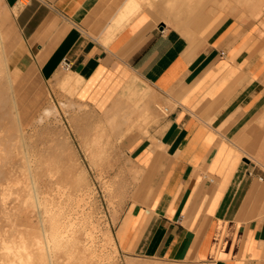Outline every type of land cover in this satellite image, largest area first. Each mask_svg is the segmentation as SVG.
<instances>
[{
	"label": "crops",
	"instance_id": "0c3cea01",
	"mask_svg": "<svg viewBox=\"0 0 264 264\" xmlns=\"http://www.w3.org/2000/svg\"><path fill=\"white\" fill-rule=\"evenodd\" d=\"M161 4L0 0L16 99L35 114L67 83L92 135L124 140L140 171L115 229L124 256L264 264V33L212 5L170 25Z\"/></svg>",
	"mask_w": 264,
	"mask_h": 264
},
{
	"label": "rangeland",
	"instance_id": "374dc122",
	"mask_svg": "<svg viewBox=\"0 0 264 264\" xmlns=\"http://www.w3.org/2000/svg\"><path fill=\"white\" fill-rule=\"evenodd\" d=\"M164 2L162 0L161 4L163 14L166 17L164 21L172 25L173 22L170 19L176 22L178 19L174 17L177 15L175 13L169 14ZM180 3L185 5L184 1ZM191 4L193 6L190 9L188 8L187 12L183 5H181V9L179 7L178 11H182L179 12L181 16H188L189 13L193 12L198 14L203 12L209 4H213L210 8L211 13L223 12L225 10L233 18L240 17L245 23L260 26V32L264 33V0H200L198 2L194 1ZM218 4L221 6H218ZM0 82L7 99L3 105V109H0V123L2 121L5 123L3 126V123L1 124L4 129L0 126V137L5 138L4 140L8 144V148L13 151L10 155L9 163L5 167L7 171L4 172V175L8 174L9 170L19 179L29 176L30 180L39 182V188L33 189L36 196L56 198V203L62 202L63 204H65L70 196H73L78 201L75 200L76 202L74 201L73 204H76V206L78 204L80 212L84 214L93 212V226H95L93 230L97 228V232L94 231L95 246L98 250L97 264H128L131 259L146 264H177L160 259L127 257L118 249L115 239V229L132 198L140 175L137 167L128 157L126 147L123 145L124 140L120 142L115 140L113 143L110 138L104 137L100 141L101 145H86V141L88 143L93 137L96 138L95 136L98 135V131H95L94 136H90L92 135V128L99 121L97 122V119H94L85 109L81 112L78 105L72 106L69 103V100H71L69 98L70 93L62 86V89L54 90V93H52V96L42 108L35 112V114H30V112L27 113L30 109H22V104H20L22 100L18 102L16 99L18 90L16 85L12 84L9 73L4 74L0 78ZM50 104L54 106L55 110L50 112L49 108H47L43 112L44 108ZM18 113L21 119V128L19 126L20 122H18ZM80 113L82 121L78 124L76 123V118L78 114L80 116ZM162 113H166L165 108L162 109ZM5 121L8 122L6 123ZM261 125L264 127V122ZM8 126H14L15 130L11 128L14 132ZM6 127H8L7 129H9L12 135L13 133L14 135H18L16 139L14 136L13 139L15 141L9 138L13 136H9L10 133L7 130V132L5 131ZM3 133L9 134L6 135L8 139ZM20 140L24 141V143L20 142ZM101 148H104L105 152L101 156L99 155V158L98 152H100ZM258 155L264 159V148L260 149ZM55 166H58L59 169H51ZM258 166L264 172V165L258 164ZM24 168L27 169L24 170ZM81 171H84L86 175L84 179L90 186L88 190H86L84 181L82 183L79 182L81 180L79 179ZM18 192L21 193L20 190ZM11 198V207L20 202V199L14 201V198H19V194L17 193ZM41 212L42 209L39 207H29L22 212L20 211L18 213L20 216L18 215L19 218H17V222L15 221L17 224L15 229L24 232L34 230L37 223H41L43 218ZM1 221L0 224L3 226L0 225V227H4L3 221ZM10 225V222L6 223L5 229L9 230ZM110 236L113 237L112 242L114 243L108 240ZM0 237L3 239L5 236L1 234Z\"/></svg>",
	"mask_w": 264,
	"mask_h": 264
},
{
	"label": "bare ground",
	"instance_id": "6f19581e",
	"mask_svg": "<svg viewBox=\"0 0 264 264\" xmlns=\"http://www.w3.org/2000/svg\"><path fill=\"white\" fill-rule=\"evenodd\" d=\"M181 1H184L185 5L181 4L180 3ZM194 1L198 2L200 0H165V2L163 0V2L166 3L165 8L168 10V13L169 14H172V13L177 14V12H178L177 15L180 17H182V16L179 12H182V11H178L179 7L181 9V5H183L186 8V12H187L188 8L189 9L192 8L193 4H191V3H193ZM22 2L26 3V0H22ZM255 2H257V1H255ZM218 6H221V5L218 4ZM184 7H182V8H184ZM261 10H262V8H261ZM0 11H1V8H0ZM189 14H191V13H189ZM5 33L7 34V32H5ZM3 36L5 37V35H2L1 29H0V78L4 74L6 75V74L10 73V70H9L10 67L8 66L9 61L7 62V59H6L7 55L5 54L4 47H3V39H4ZM5 50H7V49H5ZM70 83L71 82H69V84ZM62 86L64 88H66L67 83L63 84ZM7 88H8V86H7ZM2 89H3V87L1 86V82H0V109H3V105L7 100ZM8 104H10V103H8ZM7 106H6V108H7ZM54 110H55L54 106L50 105L49 111L52 112ZM18 116H19V114H18ZM8 121H5V122L7 123ZM18 122H20L19 126L21 128L20 117H19ZM2 123H3V121H2ZM2 123H0V126ZM4 124L5 123H3L2 126ZM10 124H9V126H10ZM8 127L5 128V131L7 130L9 132V129H7ZM13 127L14 126L9 127V128L11 129ZM2 129H4V127H2ZM97 133H98V135L95 136L96 138L93 137L94 134L92 136L90 135L91 137H93V139L88 143L86 141L85 142L86 145H88V146L101 145L100 141L104 137H108L107 131H105V130H99ZM4 135L7 138L6 135H9V134L6 133ZM9 136H13V137H9L12 139L15 136V139H16V136H18V135H14V133L12 135V133H10ZM84 138H86V137H84ZM108 138H110V137H108ZM4 139H3V137H0V214H1L0 221L2 220L3 222L2 221L1 222L4 224V227H0L1 228L0 236H1V234L3 236H5L3 239L0 237V239H2V241H0V244H1L0 245V264H97L96 261H97V257H98V252H97L98 250H97V247L95 246L96 240L94 241V235H95L94 231L97 232V230H96L97 228L95 230H93L94 229L93 227H95V226H93V224H94L93 212L86 213V214H84L83 212H80V210H79L80 207H78V204H77V206H76V204H73L74 201L76 200L73 198V196H70L66 200L67 203L65 202V204H63L62 202L56 203V201H55L56 198H49V196L48 197H44V196L40 197V195L36 196L33 189H35L39 186V182H37L35 180H30L29 176H25L24 179H19V178L15 177L9 170H8V174L4 175V172L7 171V169L5 167L9 163L10 155L13 152L10 148H8V144L5 142ZM20 142L24 143V141H21V140H20ZM104 152H105L104 148H101L100 152H98L99 153L98 156L99 155L101 156V154ZM63 153H64V151H63ZM100 156H99V158H100ZM97 161H98V159H97ZM26 167H27V165H26ZM75 167H76V165H75ZM26 169L27 168H24V170H26ZM30 169H28V170H30ZM51 169L58 170L59 167L55 166ZM25 172H27V171H25ZM85 176L86 175H85L84 171H81V174L79 176V179H81V180H79V182L82 183L84 181L86 190H88V188L90 186L88 185V182H86V180L84 179ZM18 190H20L21 193H19ZM31 190H32V192H31ZM81 191H82V189H81ZM16 193L19 194V198H14V201L20 199V202H19L20 204L18 203L17 205H14L11 207L10 203L12 201H10V199H12L11 197L13 195H15ZM29 207H32V208H38L39 207L42 209L41 214H42L43 218L41 220V223H37V226H35L34 230H32V231L24 232V231H20L19 229H18L19 231H17L15 229V227L17 226L15 221L20 216L18 213H20V211L22 212V211L28 209ZM24 220H26V219H24ZM9 222L11 223L10 229L6 230L5 225H6V223H9ZM0 225H2V224H0ZM97 227H98V225H97ZM108 234H110V233H108ZM108 240H110V242H112L113 237L110 236ZM112 243H114V242H112ZM128 264H146V263H142V262L136 261L135 259L134 260L131 259V260H129Z\"/></svg>",
	"mask_w": 264,
	"mask_h": 264
},
{
	"label": "built area",
	"instance_id": "2783aa9c",
	"mask_svg": "<svg viewBox=\"0 0 264 264\" xmlns=\"http://www.w3.org/2000/svg\"><path fill=\"white\" fill-rule=\"evenodd\" d=\"M26 2H27V0H26ZM64 68H65V69H69V68H70V64H69L68 61H65V63H64Z\"/></svg>",
	"mask_w": 264,
	"mask_h": 264
}]
</instances>
